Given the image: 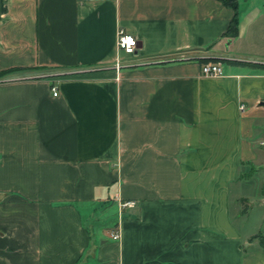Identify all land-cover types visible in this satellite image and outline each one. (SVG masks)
Listing matches in <instances>:
<instances>
[{
  "label": "crops",
  "instance_id": "0c3cea01",
  "mask_svg": "<svg viewBox=\"0 0 264 264\" xmlns=\"http://www.w3.org/2000/svg\"><path fill=\"white\" fill-rule=\"evenodd\" d=\"M227 1L234 37L219 0H0V264H264V0Z\"/></svg>",
  "mask_w": 264,
  "mask_h": 264
},
{
  "label": "rangeland",
  "instance_id": "374dc122",
  "mask_svg": "<svg viewBox=\"0 0 264 264\" xmlns=\"http://www.w3.org/2000/svg\"><path fill=\"white\" fill-rule=\"evenodd\" d=\"M253 125L254 134L251 141L255 149V157L248 164L249 174L253 172V176L248 180L243 190V196L246 198L244 200L239 199V201L233 200L231 203L233 215L236 217L238 213L241 216L236 221L238 223H249V225L264 223V220L262 222L260 218L264 212V194H261L262 191L264 193V114L256 116ZM259 142H262V144H259ZM236 193L237 190L233 187L231 197L235 198ZM237 208L239 212H236ZM241 209L244 211L241 212Z\"/></svg>",
  "mask_w": 264,
  "mask_h": 264
},
{
  "label": "built area",
  "instance_id": "2783aa9c",
  "mask_svg": "<svg viewBox=\"0 0 264 264\" xmlns=\"http://www.w3.org/2000/svg\"><path fill=\"white\" fill-rule=\"evenodd\" d=\"M116 49L125 54L134 53L137 41L136 39L124 32L122 29H118L116 32L115 40ZM222 73V69L218 62H204L200 64V74L203 76H219ZM51 94L55 95V86H51ZM239 109H242V105L239 106ZM132 202H123L120 203V206H128ZM111 238L116 240L118 238V233L113 232Z\"/></svg>",
  "mask_w": 264,
  "mask_h": 264
},
{
  "label": "trees",
  "instance_id": "16d2710c",
  "mask_svg": "<svg viewBox=\"0 0 264 264\" xmlns=\"http://www.w3.org/2000/svg\"><path fill=\"white\" fill-rule=\"evenodd\" d=\"M221 1L224 5L229 6L233 9V14L227 24V27L223 33V36H227V37H234L237 34V12H236V4L235 2H230L227 0H219ZM208 60H213V59H200L201 63L207 62ZM256 67H260L264 69V66L262 65H254ZM263 192V191H262ZM264 194V193H263ZM244 210L241 209V212H243Z\"/></svg>",
  "mask_w": 264,
  "mask_h": 264
},
{
  "label": "water",
  "instance_id": "95a60500",
  "mask_svg": "<svg viewBox=\"0 0 264 264\" xmlns=\"http://www.w3.org/2000/svg\"><path fill=\"white\" fill-rule=\"evenodd\" d=\"M259 104H262V105H264V102H262V101H261Z\"/></svg>",
  "mask_w": 264,
  "mask_h": 264
}]
</instances>
